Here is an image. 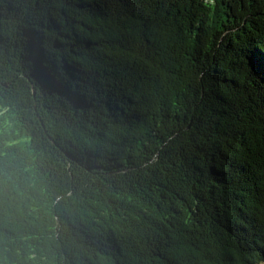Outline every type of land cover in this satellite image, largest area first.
<instances>
[{"label":"trees","instance_id":"16d2710c","mask_svg":"<svg viewBox=\"0 0 264 264\" xmlns=\"http://www.w3.org/2000/svg\"><path fill=\"white\" fill-rule=\"evenodd\" d=\"M0 264H264V0H0Z\"/></svg>","mask_w":264,"mask_h":264},{"label":"water","instance_id":"95a60500","mask_svg":"<svg viewBox=\"0 0 264 264\" xmlns=\"http://www.w3.org/2000/svg\"><path fill=\"white\" fill-rule=\"evenodd\" d=\"M30 85V84H29ZM31 87V86H30Z\"/></svg>","mask_w":264,"mask_h":264}]
</instances>
